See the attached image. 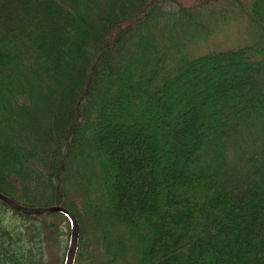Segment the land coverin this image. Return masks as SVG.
Masks as SVG:
<instances>
[{"label": "trees", "instance_id": "1", "mask_svg": "<svg viewBox=\"0 0 264 264\" xmlns=\"http://www.w3.org/2000/svg\"><path fill=\"white\" fill-rule=\"evenodd\" d=\"M228 1L247 45L189 58L210 20L174 0H0V193L71 211L74 264H264V0ZM136 132L164 160L125 175ZM60 218L0 201V264H48Z\"/></svg>", "mask_w": 264, "mask_h": 264}, {"label": "rangeland", "instance_id": "2", "mask_svg": "<svg viewBox=\"0 0 264 264\" xmlns=\"http://www.w3.org/2000/svg\"><path fill=\"white\" fill-rule=\"evenodd\" d=\"M243 1L247 6L251 0ZM177 3L189 7L195 13L199 12L200 18L204 21V23H206L208 19L210 20L207 23L210 29V34H208L206 38L196 36L195 40L192 39L191 41H185V43H182L181 45L183 48L181 51L183 55L192 58L216 49L220 50L247 45L249 42L250 38L248 34L250 32L248 30V22L244 15L232 12L228 6V4H230L228 0H174V3L164 5L162 10H173L177 7ZM204 3V8L199 10L198 5ZM218 16H220L219 18H221V20H214V18H217ZM177 29L178 28L175 27V30ZM182 37L184 38V36ZM173 38L174 35L170 39L165 38L161 41V43L163 42V47H165V49H171ZM134 134V139L138 140V145L135 144L136 141H134L132 151H140L143 160L140 159L138 161H134V159H130L129 157L131 163L128 164L130 167L124 166L123 168L125 175L128 172L135 173L139 169L143 168L142 161H149L153 163L157 162V164H159L158 161L162 159L164 160V157L161 155V151L158 148L159 146L157 145L158 134L149 136L144 134L141 135L138 132ZM148 179L149 177L147 176H145L144 180L139 179V190L143 193L142 195H144V197H147V202L151 204L153 203L154 194L148 186ZM151 180H153V178ZM4 219L20 225H22V221H24L20 216L13 215L11 210L6 211ZM54 223L55 224L51 228V230H54V233L49 238L51 248L47 247L45 250V257L48 264H50V260L53 263L60 261L69 240V227H67V222L60 218L59 220L54 221ZM57 226L58 230H56Z\"/></svg>", "mask_w": 264, "mask_h": 264}, {"label": "water", "instance_id": "3", "mask_svg": "<svg viewBox=\"0 0 264 264\" xmlns=\"http://www.w3.org/2000/svg\"><path fill=\"white\" fill-rule=\"evenodd\" d=\"M0 200L10 206L13 210L26 215H43L48 213H60L66 217L70 227V237L65 252L63 264H74L76 250L79 240V225L74 214L63 206L53 205L48 207L27 208L19 205L11 198L0 193Z\"/></svg>", "mask_w": 264, "mask_h": 264}]
</instances>
